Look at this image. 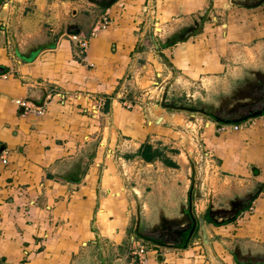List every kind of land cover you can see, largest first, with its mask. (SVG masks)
<instances>
[{
  "label": "crops",
  "instance_id": "crops-1",
  "mask_svg": "<svg viewBox=\"0 0 264 264\" xmlns=\"http://www.w3.org/2000/svg\"><path fill=\"white\" fill-rule=\"evenodd\" d=\"M100 13L110 23L82 51L70 35H90L87 14L0 0V264H126L139 241L145 264H264L261 115H208L197 135L201 118L162 105L202 92L228 104L215 108L248 103L224 102L264 78V0H115Z\"/></svg>",
  "mask_w": 264,
  "mask_h": 264
},
{
  "label": "rangeland",
  "instance_id": "rangeland-1",
  "mask_svg": "<svg viewBox=\"0 0 264 264\" xmlns=\"http://www.w3.org/2000/svg\"><path fill=\"white\" fill-rule=\"evenodd\" d=\"M54 1H56V0H54ZM57 1H63V2L68 4L69 14H71L72 12L79 11L81 13L87 14V18L89 21L92 20V22H94V21L96 22L98 20L97 19L98 16L101 14L100 12L102 11V7H101L102 4L101 3H104V4L109 3L112 0H57ZM102 16H104V15H102ZM135 95H137L138 97L140 96L139 93L135 94ZM135 95H133V94L126 95V98L128 101L127 104H128L129 109H131L132 105H134V101L132 102V104H130L131 101L133 99H135V100L137 99V97ZM207 95H208V98H207ZM244 95H245L244 92L238 94V96L237 95L235 96L233 94H226L227 99L225 101H227V102H224V103H232L234 100L243 99L242 97H244ZM222 98H224V96ZM245 99H246V102H249V101H247L249 99L251 100L250 97H247ZM165 103L174 104L176 106H185V107H192V108L194 107V108H197L199 110L200 109L205 110L204 113H202L199 110L190 111V110H185V109L169 108L172 110V112L182 114V115L186 116L187 118L188 117L189 118L190 117L201 118L203 120L202 123L199 125L197 124L195 126L193 125L194 127H192V128H195V130L197 131V135L199 133L201 126L203 127L204 121L209 119L208 115L212 114L215 116L218 115L219 117H222V116H225L227 114V111L229 110V108H231V107H227L224 109L215 108L216 105H222L223 106V105H228V104H220V103H222V101L216 100L215 95L211 97V96H209V94H205L204 92L200 93V95L198 97H194L192 100H190L185 95H179V94L177 95L176 94L174 96L166 97ZM157 104H159V102H157ZM230 105H233V104H230ZM103 108L101 109V112L104 111ZM232 108H233V106H232ZM188 130L191 131V128H188ZM191 137H192V135H191ZM189 145H190L189 143H186L185 146L187 147ZM92 148H93V144H91L90 146H86L84 151H83L84 155L90 153Z\"/></svg>",
  "mask_w": 264,
  "mask_h": 264
},
{
  "label": "built area",
  "instance_id": "built-area-1",
  "mask_svg": "<svg viewBox=\"0 0 264 264\" xmlns=\"http://www.w3.org/2000/svg\"><path fill=\"white\" fill-rule=\"evenodd\" d=\"M110 23V19L107 15L102 16L95 24L92 26L90 35H80V34H72L70 35V39L74 41L78 47L83 51L88 47L89 37L94 35L96 31L104 29ZM59 96V102L65 103L68 99L66 94H57ZM15 104L20 107L24 112H31L36 114L37 116H41L44 113V107L42 105H37L28 99H16ZM105 105V100L103 98H96L94 104H90V111L94 115H98L101 112V109ZM264 123V114L260 116ZM234 129L237 130L240 128L239 124H222L219 125V130L225 131L227 129ZM3 164L7 163V157L1 156L0 158ZM148 245L143 242L139 241L133 245L130 250V262L126 264H145L148 252Z\"/></svg>",
  "mask_w": 264,
  "mask_h": 264
},
{
  "label": "flooded vegetation",
  "instance_id": "flooded-vegetation-1",
  "mask_svg": "<svg viewBox=\"0 0 264 264\" xmlns=\"http://www.w3.org/2000/svg\"><path fill=\"white\" fill-rule=\"evenodd\" d=\"M263 83H264V78L261 81L258 80V82L247 87L244 91L245 95L250 98L252 97L255 100L250 101L237 108H232V107L229 108V110L227 111L228 116L232 119H237L240 117L245 118L246 116L253 113L254 109L258 108L260 105L262 106L264 104V84ZM194 109H197V108H194Z\"/></svg>",
  "mask_w": 264,
  "mask_h": 264
},
{
  "label": "water",
  "instance_id": "water-1",
  "mask_svg": "<svg viewBox=\"0 0 264 264\" xmlns=\"http://www.w3.org/2000/svg\"><path fill=\"white\" fill-rule=\"evenodd\" d=\"M102 5H104V6H106V7H108L110 4H111V2H109V3H101ZM252 6L253 5H256V4H251ZM165 100H166V93L164 94V96H163V102H162V105L164 106V107H167V108H178V109H185V110H190V111H193V110H199V109H194V108H192V107H185V106H176V105H174V104H170V103H165ZM255 99L254 98H252L251 97V101H254ZM242 105H244V104H242V103H239V104H235L234 106H233V108H237L238 106H242ZM200 112H202V113H204V110H199ZM190 197V196H189ZM167 224H168V230H171V228H170V226H169V224H173V225H176L177 223H178V220H170V221H167L166 222Z\"/></svg>",
  "mask_w": 264,
  "mask_h": 264
},
{
  "label": "trees",
  "instance_id": "trees-1",
  "mask_svg": "<svg viewBox=\"0 0 264 264\" xmlns=\"http://www.w3.org/2000/svg\"><path fill=\"white\" fill-rule=\"evenodd\" d=\"M115 0H112L111 1V4L114 2ZM101 7L103 8V9H105L106 8V6H104V5H101ZM264 84V83H263ZM262 114H264V104L261 106H259V108H256V109H254L253 110V113H251L250 114V116H258V115H262ZM244 119V118H243ZM239 121H241V118L240 119H232V120H223V122H225V123H229V122H239ZM150 146L149 145H147V144H145L144 146H143V149H142V152H141V155H142V157L144 158V159H149L150 158V156H148V154H147V152H150Z\"/></svg>",
  "mask_w": 264,
  "mask_h": 264
}]
</instances>
